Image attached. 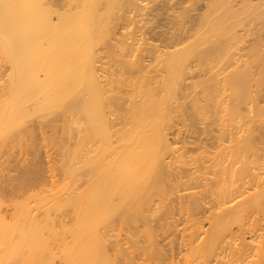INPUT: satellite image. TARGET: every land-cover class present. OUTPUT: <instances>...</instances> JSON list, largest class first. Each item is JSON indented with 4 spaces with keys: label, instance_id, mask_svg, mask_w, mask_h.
<instances>
[{
    "label": "bare ground",
    "instance_id": "bare-ground-1",
    "mask_svg": "<svg viewBox=\"0 0 264 264\" xmlns=\"http://www.w3.org/2000/svg\"><path fill=\"white\" fill-rule=\"evenodd\" d=\"M58 253L264 264V0H0V264Z\"/></svg>",
    "mask_w": 264,
    "mask_h": 264
},
{
    "label": "rangeland",
    "instance_id": "rangeland-1",
    "mask_svg": "<svg viewBox=\"0 0 264 264\" xmlns=\"http://www.w3.org/2000/svg\"><path fill=\"white\" fill-rule=\"evenodd\" d=\"M186 135V134H185ZM190 136H192V137H194L195 135H190ZM192 137H189L188 139H187V141H193V139H192ZM179 138H181V136H179ZM200 138H203V136H200ZM187 146H189V145H187ZM56 166H59L58 164L56 165ZM56 172H59V171H55V173ZM11 173H14V172H11ZM54 173V174H55ZM60 173V172H59ZM59 173H56V174H58V176H59ZM15 174V173H14ZM46 175H49L48 173H46ZM57 175H55V180H56V177H58ZM58 178H60V177H58ZM54 179H52V180H54ZM61 179H62V177H61ZM60 179V187H61V184H62V187H63V182H62V180ZM49 180V179H48ZM51 180V179H50ZM66 180H68V179H66ZM66 180H65V182H66ZM62 182V183H61ZM68 182V181H67ZM65 186V185H64ZM192 192H197V189L195 190V191H192ZM187 193H190V191H187V192H184V191H182L181 193H179L180 195H182V194H187ZM23 199L24 198H20V200H19V202L21 201H23ZM16 201V200H15ZM17 201H18V199H17ZM4 202V201H3ZM35 204V203H34ZM33 205V204H32ZM7 206H9V203L7 202V203H3V205L1 206V209L2 210H4V208H5V210H7V211H9L10 209L9 208H7L6 209V207ZM33 206H35V205H33ZM10 207L12 208V206L10 205ZM36 208V207H35ZM37 209H39V208H37ZM43 209H44V207H43ZM67 209V208H66ZM41 211H43L42 209H40ZM38 211V212H41V211ZM68 211H69V208L67 209ZM67 210L66 211H63V212H66L67 213ZM37 211V210H36ZM35 212V211H34ZM59 213L61 214V212H57V215H59ZM70 213H71V211H70ZM70 213L69 214H67V215H64V213H63V217L64 216H72V215H70ZM204 215H207V213L206 214H204ZM68 216V217H69ZM199 217H201V218H203V215L201 216L200 214L198 215ZM40 217V216H39ZM197 217V216H196ZM205 217V216H204ZM67 217H64V221H66L67 219H66ZM185 218H186V215H184L183 213H179V214H176L175 216H174V218L173 219H176V228L174 229H172V234H170L168 237V239H165L164 240V242H162V243H168L169 241H171V240H174L175 241V243H176V247H177V249L175 250V252H178V254L176 253H174V256H176L175 258H174V262H176V261H178L177 259L179 258V263L185 258V250L183 251L182 249H185L186 247L185 246H181L180 245V243H181V239H180V237H181V235H183L184 236V234H188L190 231H189V229H190V225H191V223H187L186 221H185ZM206 219L205 218H203V219H200L199 220V223L202 225V226H204V227H202V228H204V229H207V221H205ZM201 221V222H200ZM198 226H200L199 224H197ZM197 225H195V226H192V228L193 227H198ZM186 227H189V229H187L188 231H182V230H184ZM191 228V229H192ZM195 229V228H194ZM204 229H202V230H204ZM180 231V232H179ZM117 232H119L118 230H117ZM114 233V232H113ZM112 233V234H113ZM121 233H123V232H120L119 234H121ZM115 235L117 234V233H114ZM65 235V234H64ZM66 236V238H68V235H65ZM247 236V235H246ZM63 238V236L61 237V239ZM65 238V237H64ZM63 238V239H64ZM69 240V239H68ZM60 241V240H59ZM53 242V243H52ZM57 242H58V240H57ZM57 242H54V241H51V245H50V247L49 248H51L50 250H52L51 251V253L53 254V253H56V250L58 251V249H59V246H60V244L62 245V242L63 241H61V243H57ZM161 243V244H162ZM56 248H58V249H56ZM183 252H182V251ZM59 252H60V250H59ZM180 252H182V253H180ZM179 253H180V255H179ZM59 256V253L56 255V257H52V259H53V261H51V262H49L48 264H59L60 262L58 261L59 259H60V256ZM181 257V258H180ZM181 260V261H180ZM42 263V262H41ZM40 263V264H41ZM42 264H47L46 262L44 263H42ZM169 264V263H168ZM171 264V263H170ZM214 264V263H213Z\"/></svg>",
    "mask_w": 264,
    "mask_h": 264
}]
</instances>
